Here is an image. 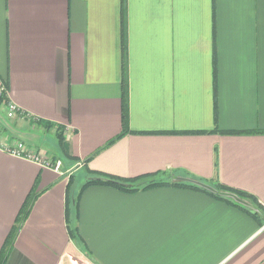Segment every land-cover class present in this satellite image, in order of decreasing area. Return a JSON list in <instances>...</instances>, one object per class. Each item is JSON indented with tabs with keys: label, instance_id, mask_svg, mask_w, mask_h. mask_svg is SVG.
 <instances>
[{
	"label": "crops",
	"instance_id": "obj_1",
	"mask_svg": "<svg viewBox=\"0 0 264 264\" xmlns=\"http://www.w3.org/2000/svg\"><path fill=\"white\" fill-rule=\"evenodd\" d=\"M125 62L131 133L107 147L123 131ZM0 81L22 114L0 122L1 146L63 163L58 173L0 147V255L38 195L6 264H264V225L192 189L93 186L69 221L79 240L66 218L82 171L74 196L95 171L218 181L264 207V134L213 133L264 131V0H0ZM39 120L64 129L70 155L34 135L48 132Z\"/></svg>",
	"mask_w": 264,
	"mask_h": 264
},
{
	"label": "trees",
	"instance_id": "obj_2",
	"mask_svg": "<svg viewBox=\"0 0 264 264\" xmlns=\"http://www.w3.org/2000/svg\"><path fill=\"white\" fill-rule=\"evenodd\" d=\"M123 52H124V61H126V28L123 29ZM4 90L1 92L0 95V102H8L7 94L9 91L8 83H3ZM214 95H215V107L217 108V70L214 67ZM123 103H122V123H123V131L122 134L116 138L115 140L111 141L107 147L113 145L117 140L120 138L128 135L131 133L129 127V90H128V81H127V74H126V62L124 63V79H123ZM22 115L21 113L19 116ZM34 123L38 124L40 127H43L46 131H53L55 132V137L57 141L60 143L61 148L63 149L64 153L70 155L69 148L67 146V142L64 136V129L61 126L53 124L47 121H35ZM213 133L227 135V136H242V135H256V134H264V131H222L219 128H215ZM175 134V133H171ZM77 160V159H76ZM89 161V160H88ZM86 161L85 163H88ZM94 174L95 178L89 180L81 189L78 196H74L72 192L73 188V180L72 178L69 180L68 187H67V194H66V218L68 222L70 236L75 239L79 240V233L77 229H72L69 226V221L72 218H78V206H79V199L83 192L93 186H102V187H109L115 190H118L122 193L126 194H133L140 191H145L161 186H171V187H178V188H187L192 189L195 191L202 192L211 198L227 203L228 205L234 206L248 215L253 216L255 219L259 221L261 225H264V217L260 218L259 214L264 215V207L259 203L257 198L247 192L240 191L237 189H233L227 187L225 185L220 184L218 181L206 183L203 181H199V183H182V182H175V183H161L155 181V179H151L148 181V178H122L117 176H112L100 172L91 171ZM209 187V188H207ZM226 194H230L236 196L240 201L246 202L250 204L253 208L243 205L242 203L236 201L235 199L226 196ZM38 195L35 193H31L25 202L24 206L22 207L19 217L17 219L16 225L14 226L12 233L10 234L8 241L4 250L0 255V264H6L7 262V254L9 249L14 241L18 228L23 224V222L27 219L32 206L36 200Z\"/></svg>",
	"mask_w": 264,
	"mask_h": 264
},
{
	"label": "built area",
	"instance_id": "obj_3",
	"mask_svg": "<svg viewBox=\"0 0 264 264\" xmlns=\"http://www.w3.org/2000/svg\"><path fill=\"white\" fill-rule=\"evenodd\" d=\"M4 90V87H3V83L0 81V95H1V92ZM20 114V111L19 109L12 105V104H9L8 106V117L10 119H15L17 116H19ZM2 144H0V147L7 153L9 154H12L14 156H18V157H24L30 161H34V162H37V163H40L42 164L44 167L46 168H51L53 169L54 171L60 173L61 172V169L63 167V163L61 161H57V162H52L51 160L47 159V158H42L41 156H39L37 153H24L23 152V146L22 145H19L15 148L13 147H3L1 146Z\"/></svg>",
	"mask_w": 264,
	"mask_h": 264
},
{
	"label": "rangeland",
	"instance_id": "obj_4",
	"mask_svg": "<svg viewBox=\"0 0 264 264\" xmlns=\"http://www.w3.org/2000/svg\"><path fill=\"white\" fill-rule=\"evenodd\" d=\"M0 122H2V124L7 128H12L14 126V120L8 117L7 102H4V104L0 106ZM33 133L34 135H37L40 139H42V143H44L45 146L53 147V145H58V141L52 132H43V130L40 128H34ZM74 173L76 174H74L73 183L75 189H78L81 183L86 181L87 176L83 171Z\"/></svg>",
	"mask_w": 264,
	"mask_h": 264
},
{
	"label": "water",
	"instance_id": "obj_5",
	"mask_svg": "<svg viewBox=\"0 0 264 264\" xmlns=\"http://www.w3.org/2000/svg\"><path fill=\"white\" fill-rule=\"evenodd\" d=\"M207 188H209V187H207ZM209 189H210V188H209ZM226 196L235 199L236 201L242 203V204L245 205V206H250V207H252L250 204H248V203H246V202H243V201H240L236 196H233V195H230V194H226ZM252 208H253V207H252Z\"/></svg>",
	"mask_w": 264,
	"mask_h": 264
}]
</instances>
